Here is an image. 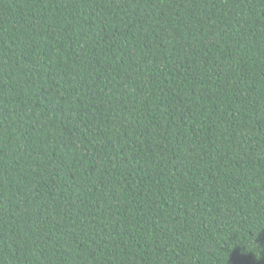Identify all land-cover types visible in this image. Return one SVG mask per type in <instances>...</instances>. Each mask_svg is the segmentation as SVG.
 <instances>
[{
  "label": "trees",
  "instance_id": "trees-1",
  "mask_svg": "<svg viewBox=\"0 0 264 264\" xmlns=\"http://www.w3.org/2000/svg\"><path fill=\"white\" fill-rule=\"evenodd\" d=\"M0 264H264V0H0Z\"/></svg>",
  "mask_w": 264,
  "mask_h": 264
}]
</instances>
